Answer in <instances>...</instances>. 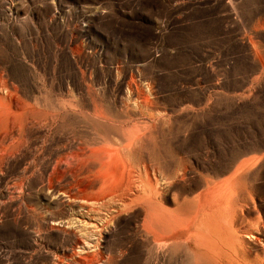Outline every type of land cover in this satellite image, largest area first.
<instances>
[{
  "label": "rangeland",
  "instance_id": "rangeland-1",
  "mask_svg": "<svg viewBox=\"0 0 264 264\" xmlns=\"http://www.w3.org/2000/svg\"><path fill=\"white\" fill-rule=\"evenodd\" d=\"M0 96V264H264V0H0Z\"/></svg>",
  "mask_w": 264,
  "mask_h": 264
},
{
  "label": "bare ground",
  "instance_id": "bare-ground-1",
  "mask_svg": "<svg viewBox=\"0 0 264 264\" xmlns=\"http://www.w3.org/2000/svg\"><path fill=\"white\" fill-rule=\"evenodd\" d=\"M5 85H6L5 87H8V89H9V86L7 84H5ZM12 104H10V105H12ZM27 105H28V107L32 108V111L29 114H27V113H25V111L28 107L23 106V108H20V114H21V116H23V118H22L21 124H19L20 125L19 129L17 130L19 135H23L24 130H26V129H29L30 132L33 130H36L39 128V125L41 124L39 113H38V110L36 109V107H33L31 105L29 106V104H27ZM152 133H154V132L151 129V133H149V137H151ZM123 140H124V143L122 144L121 147H114L113 155H112V160H113L114 164L116 163L117 167L120 169V178L117 179V184L120 181H122L121 182V188L124 192L125 191L127 192L128 190L132 189L133 180H140L143 183L144 191L142 194L137 195L136 197H138V198L140 197V198H143L145 200L147 197H150V195H152V193L154 191L157 192L158 179H156V181H153L146 164L145 165L143 164V172H139V174L137 173V175H136L135 171L138 168L135 169L136 165H134V161L140 162L143 159V154L145 153V151H143V150L147 147L146 145L148 143L146 141H149V138H148L147 134L139 133V134H133L129 137H124ZM255 163H256V161H252L250 168H252ZM173 174H175V173L168 172V176H166V177L171 178ZM126 192L124 194H126ZM110 196H112V195H110ZM118 196H121V195H118ZM88 202L90 203V201H88ZM123 202H125L124 204H128L127 201H125V200ZM146 202L149 204V206H151L152 215H151V217L150 216L149 217L153 221L156 229H159V230L165 232L166 230H169L172 227H175V225H179V224L182 225L181 220L179 222L178 220L173 221L172 219H170L171 212L168 211L163 206H161L162 201L156 199V201L153 202L150 199L149 201L146 200ZM86 208H89L88 205L82 204V209L87 211ZM210 208H208V210ZM207 212L210 215L212 213L209 211H207ZM182 222H184V221L182 220ZM196 240H197V244L200 245L201 241H202L201 238H199L200 242H198L199 241L198 239H196Z\"/></svg>",
  "mask_w": 264,
  "mask_h": 264
}]
</instances>
